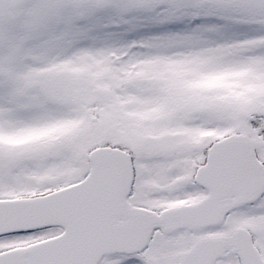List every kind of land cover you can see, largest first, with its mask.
I'll list each match as a JSON object with an SVG mask.
<instances>
[{
    "label": "snow or ice",
    "instance_id": "obj_1",
    "mask_svg": "<svg viewBox=\"0 0 264 264\" xmlns=\"http://www.w3.org/2000/svg\"><path fill=\"white\" fill-rule=\"evenodd\" d=\"M0 264H264V0H0Z\"/></svg>",
    "mask_w": 264,
    "mask_h": 264
}]
</instances>
